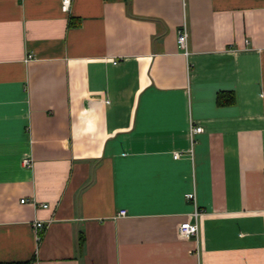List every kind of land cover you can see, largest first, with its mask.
Here are the masks:
<instances>
[{"label": "crops", "instance_id": "crops-1", "mask_svg": "<svg viewBox=\"0 0 264 264\" xmlns=\"http://www.w3.org/2000/svg\"><path fill=\"white\" fill-rule=\"evenodd\" d=\"M15 261L264 264V0H0V263Z\"/></svg>", "mask_w": 264, "mask_h": 264}, {"label": "built area", "instance_id": "built-area-1", "mask_svg": "<svg viewBox=\"0 0 264 264\" xmlns=\"http://www.w3.org/2000/svg\"><path fill=\"white\" fill-rule=\"evenodd\" d=\"M71 2H72V0H61V9L63 11H68L70 8ZM176 34H177L176 41H177L179 48H181L185 54H188L187 42H188L189 34H188V29H187V26L185 23H183L182 26L180 28H178ZM29 57H30V55L27 56V58H29ZM201 129H202L201 126L199 127V126L191 125L189 128V131H190V134L192 135L193 133H200L202 131ZM179 155H180L179 152H174L173 158L174 157L176 158ZM24 163L27 164L28 161L25 160ZM185 198H186V200L191 201L194 205V210L191 213L193 215L194 219L191 222L188 220L180 222L177 228H178L179 234L181 236H184V237L194 236V237H196L198 234V231H199V227H198V223H197V217L200 214V211L197 209V201L195 200V190L192 189L189 192H187L185 194ZM21 202H24V199H21ZM27 202L30 204H34V202L30 201V200H28ZM39 205L41 207H47V204H45V203H42ZM118 214L124 215L125 210H120L118 212ZM32 226L34 228L35 233L37 234V231L39 232V230H41L43 228V223L39 220L34 221L32 223ZM36 237L39 238V235L37 234Z\"/></svg>", "mask_w": 264, "mask_h": 264}, {"label": "trees", "instance_id": "trees-1", "mask_svg": "<svg viewBox=\"0 0 264 264\" xmlns=\"http://www.w3.org/2000/svg\"><path fill=\"white\" fill-rule=\"evenodd\" d=\"M232 99H233V97H229L227 101L233 102ZM0 264H30V261L3 262Z\"/></svg>", "mask_w": 264, "mask_h": 264}]
</instances>
